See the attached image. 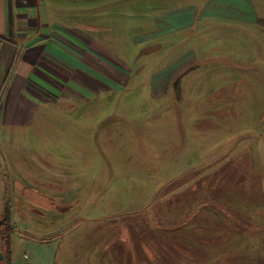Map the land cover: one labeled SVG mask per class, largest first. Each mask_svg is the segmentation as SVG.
Masks as SVG:
<instances>
[{
    "label": "rangeland",
    "instance_id": "374dc122",
    "mask_svg": "<svg viewBox=\"0 0 264 264\" xmlns=\"http://www.w3.org/2000/svg\"><path fill=\"white\" fill-rule=\"evenodd\" d=\"M255 3L259 22L238 29L245 40L223 28L179 93L47 103L0 136V204H11L21 255L264 264V0Z\"/></svg>",
    "mask_w": 264,
    "mask_h": 264
},
{
    "label": "crops",
    "instance_id": "0c3cea01",
    "mask_svg": "<svg viewBox=\"0 0 264 264\" xmlns=\"http://www.w3.org/2000/svg\"><path fill=\"white\" fill-rule=\"evenodd\" d=\"M257 8L255 0H0L1 138L47 103L169 91L223 28L257 24ZM10 260L52 264L53 255L23 256L16 243Z\"/></svg>",
    "mask_w": 264,
    "mask_h": 264
},
{
    "label": "flooded vegetation",
    "instance_id": "af4514ba",
    "mask_svg": "<svg viewBox=\"0 0 264 264\" xmlns=\"http://www.w3.org/2000/svg\"><path fill=\"white\" fill-rule=\"evenodd\" d=\"M10 205L8 200H3L0 204V253L4 256L0 264H10L11 255L16 248L17 229L13 223Z\"/></svg>",
    "mask_w": 264,
    "mask_h": 264
},
{
    "label": "trees",
    "instance_id": "16d2710c",
    "mask_svg": "<svg viewBox=\"0 0 264 264\" xmlns=\"http://www.w3.org/2000/svg\"><path fill=\"white\" fill-rule=\"evenodd\" d=\"M181 84H182L181 78L176 79V81L174 82V88L177 91V93L180 92Z\"/></svg>",
    "mask_w": 264,
    "mask_h": 264
},
{
    "label": "water",
    "instance_id": "95a60500",
    "mask_svg": "<svg viewBox=\"0 0 264 264\" xmlns=\"http://www.w3.org/2000/svg\"><path fill=\"white\" fill-rule=\"evenodd\" d=\"M4 256L2 253H0V262L3 260Z\"/></svg>",
    "mask_w": 264,
    "mask_h": 264
}]
</instances>
